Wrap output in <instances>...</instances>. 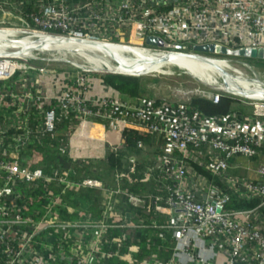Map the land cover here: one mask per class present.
Here are the masks:
<instances>
[{
	"label": "built area",
	"instance_id": "2783aa9c",
	"mask_svg": "<svg viewBox=\"0 0 264 264\" xmlns=\"http://www.w3.org/2000/svg\"><path fill=\"white\" fill-rule=\"evenodd\" d=\"M0 13V264H264V179L236 172L240 157L264 158V97L241 86L264 81L238 56L193 50H264V0H0ZM171 55L206 59L193 58L213 67L197 74L203 86L156 100L103 82L180 67L157 62ZM94 79L104 94H91ZM222 94L236 109L190 104ZM132 131L148 140L138 154Z\"/></svg>",
	"mask_w": 264,
	"mask_h": 264
},
{
	"label": "rangeland",
	"instance_id": "374dc122",
	"mask_svg": "<svg viewBox=\"0 0 264 264\" xmlns=\"http://www.w3.org/2000/svg\"><path fill=\"white\" fill-rule=\"evenodd\" d=\"M226 56V55H225ZM237 63L241 66H238L242 73L247 74L248 76H256L264 81V59H256L251 58L247 59L244 57H236ZM74 64H79L83 61L78 57H70L68 59ZM235 63V62H234ZM242 63H247L243 65ZM65 63H57L55 69L57 71L67 70L69 68L63 67ZM71 65V64H70ZM68 67V66H67ZM234 67V66H233ZM75 67L73 66L72 69ZM180 68L177 66H163L162 71H154L149 74L135 76L140 78L138 93L135 97L140 98H154L156 100H177V90H190L192 88L203 86L202 82H200L199 78L194 76V70L192 72H188L186 68ZM72 70V71H73ZM98 75V73H95ZM96 77V76H95ZM42 78V77H40ZM52 78L51 75L43 76V79L46 83ZM99 80L94 79L93 88H97L98 92L101 93V85L99 84ZM57 87H59L57 85ZM116 91V90H114ZM118 92V91H117ZM122 96H128L121 93ZM241 162L243 167L247 165L251 166L253 169H257L260 161L257 158H248V157H240L238 159ZM100 172H102V167L96 165V169L93 171H89L88 174L93 176H100ZM106 176V174H102ZM260 179H264V176L258 175Z\"/></svg>",
	"mask_w": 264,
	"mask_h": 264
},
{
	"label": "trees",
	"instance_id": "16d2710c",
	"mask_svg": "<svg viewBox=\"0 0 264 264\" xmlns=\"http://www.w3.org/2000/svg\"><path fill=\"white\" fill-rule=\"evenodd\" d=\"M247 59H251V58H247ZM102 79H103V82L107 86L118 91L120 94L123 93L128 96H136V94L138 93L139 82H140V78L138 77L118 75V74H106L103 76ZM238 101H239L238 98H235V97H232L226 94H222L217 103H214L211 100L206 99V98L193 97L191 99L190 104L193 108L198 109L203 114L217 115V114H225L231 111L232 109H236L234 105L238 103ZM139 139L148 141L147 138L143 137L142 135H139L137 131L130 132L126 137L127 143L133 149H135L133 146H135L136 141ZM135 151L137 152V154L139 153L138 150L135 149ZM49 161L51 162V157L48 156L45 158L44 162H49ZM199 170L203 171V169L201 170V168H199ZM133 191L139 192L140 189L135 188ZM74 196L75 194L73 193L72 197L64 198L66 199L67 205H72V206L77 205L76 201L74 200L75 199ZM80 196L88 197L93 201H97L98 199V195H96L95 193H92V191L82 192ZM255 203L256 202L254 201L243 202V201L233 200L231 205L234 207L247 208V207L254 206ZM63 216H65V214Z\"/></svg>",
	"mask_w": 264,
	"mask_h": 264
},
{
	"label": "water",
	"instance_id": "95a60500",
	"mask_svg": "<svg viewBox=\"0 0 264 264\" xmlns=\"http://www.w3.org/2000/svg\"><path fill=\"white\" fill-rule=\"evenodd\" d=\"M146 43L147 44H154V45H161L162 41L160 39L154 38V37H147L146 38ZM193 50L195 52H199V53H214V54H219V55H229V56H238V57H244V58H260V59H264V50H256V49H239V50H229L226 49L225 47H221V46H216V45H195L193 46ZM193 58L202 60V61H207L206 59L197 56V55H189ZM168 57L165 58H159L157 60V62H163V61H167ZM215 67V69L221 73V74H225V71L222 67H220L219 65L214 64L213 65Z\"/></svg>",
	"mask_w": 264,
	"mask_h": 264
},
{
	"label": "bare ground",
	"instance_id": "6f19581e",
	"mask_svg": "<svg viewBox=\"0 0 264 264\" xmlns=\"http://www.w3.org/2000/svg\"><path fill=\"white\" fill-rule=\"evenodd\" d=\"M97 46L100 47L99 44H97ZM108 47L107 48L103 47V49L107 51L109 49ZM166 62H168V63L174 62L178 66L186 68V70L188 72H192L194 70L193 75H195L197 77H199L197 74H202L205 69H209V70L213 69V67H211L207 63H203V62H200V61H197L193 58H188V57L175 58V56L171 55L167 58ZM217 64L221 65L220 62H217ZM241 86L245 89H248V91L244 90L243 92L245 94H248L249 96H263L264 97V92L256 90V89H259V88H257L256 85L252 87V86H249L246 82H242ZM234 90L241 92V90L239 91V89L237 90V88H234Z\"/></svg>",
	"mask_w": 264,
	"mask_h": 264
},
{
	"label": "crops",
	"instance_id": "0c3cea01",
	"mask_svg": "<svg viewBox=\"0 0 264 264\" xmlns=\"http://www.w3.org/2000/svg\"><path fill=\"white\" fill-rule=\"evenodd\" d=\"M71 1L77 2V1H79V0H71ZM5 17H8V13H0V20H1V18H5ZM51 80H52V78H51L49 81H47V82H49V83L43 82V86L45 87V89H44L45 92H48V91L51 92V85H50ZM45 84H46V86H45ZM99 84H100V82H99ZM49 85H50V86H49ZM48 86H49V87H48ZM101 87H102V86H101ZM91 94H93V95L95 94V95H97V96H100V95L104 94L103 87H102V89H101V93H99V92H98V89L94 87V90L91 91ZM46 157H48V156L43 157L42 160L44 161ZM49 157L52 158L51 155H50ZM258 161H260V163H261V162L263 163V162H264V158H259ZM241 166H242V165H241ZM247 167L249 168V165H247L246 167H243V166H242L241 168H238V169L236 170V172H237V173H243V174H246L247 176H251V177L256 178V179H260V178L258 177V174L256 173L255 169H253V168L250 166L252 170H251V169L248 170ZM107 175H108V174H106L105 178H103V179H106V178L108 177ZM93 177H96V176H93ZM97 178L100 179V176L98 175ZM135 188L140 189V191H143L142 188H143L145 191H149V190H151V188H150L149 185L146 186V187H141V188L135 186V187L132 188V191H133ZM140 191H139V192H140ZM84 192H85V191H84ZM87 192H88V191H87ZM92 193H95V192L92 191ZM85 198H86V197H85ZM124 208H125V207H124ZM91 209L94 211L95 206L93 205V206L91 207ZM95 212H96V211H95ZM94 215H95V213H94ZM138 237H139L140 239H142V238H143V235H138ZM135 241H136V240H135ZM132 242H133V241H132ZM132 242H131V243H132ZM145 252H147V250H146Z\"/></svg>",
	"mask_w": 264,
	"mask_h": 264
}]
</instances>
